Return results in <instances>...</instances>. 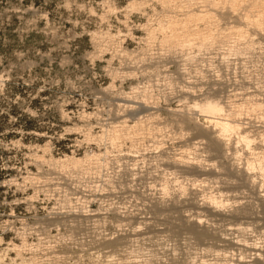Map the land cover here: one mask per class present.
Masks as SVG:
<instances>
[{
  "label": "rangeland",
  "instance_id": "obj_1",
  "mask_svg": "<svg viewBox=\"0 0 264 264\" xmlns=\"http://www.w3.org/2000/svg\"><path fill=\"white\" fill-rule=\"evenodd\" d=\"M133 1L142 0H0V264H255V250L219 246L213 234L264 250V170L251 172L255 187L240 171L264 150V107L243 111L252 150L233 130L228 159L173 115L209 93L264 105V31L213 6L222 10L211 12L217 28L248 26L244 45L253 40L238 56L218 49L192 62L144 29L186 6L174 1L165 12L144 0L132 9ZM98 31L115 40L96 47ZM139 119L140 134L127 141L102 137ZM88 154L109 162L86 175L60 165ZM176 157L201 162L206 174L172 167ZM221 195L224 215L209 213L203 203ZM196 224L203 237L190 231Z\"/></svg>",
  "mask_w": 264,
  "mask_h": 264
},
{
  "label": "bare ground",
  "instance_id": "obj_2",
  "mask_svg": "<svg viewBox=\"0 0 264 264\" xmlns=\"http://www.w3.org/2000/svg\"><path fill=\"white\" fill-rule=\"evenodd\" d=\"M159 1L164 6L165 12H166V9L168 11H172V8H173L172 2H174V1H175V5H177V7L184 8L186 6V8L182 9V10L180 9V12H182V13H176V14L168 16V17L165 16V18H163V19L161 18V20L159 19L156 26H152V25L151 26H148V25L144 26V29L146 30L147 35L149 36L148 38L153 39L154 42H155V40H158V42H160V46H163L161 48L169 47L170 50L174 49V48L175 49L181 48L182 51L186 55L182 54L183 52L180 51V52H182L181 54L184 56H187V54H188L189 57L188 56L187 57L191 61H192V59L194 60L196 57H198L199 54L200 55L204 54L203 51H208L206 53H210V52L213 53L212 51L216 52V50H218V49H221V50L224 49L225 52L223 50L222 53H224L225 55H232V54L234 55L235 54L238 56V55H240V53L243 54V52L246 51L244 49H248V46H250V44L248 42L253 40V39L249 38L251 40L247 42V46L244 45L246 40H247L246 38L248 37L247 36L248 32L246 31V29H249L248 26L245 29V28L239 27V25H237L238 27H235L236 25L233 26V24H232L231 26H233V27H230L229 24H228L229 26H226L227 25L226 24L224 28H222V27L220 28V24H221L220 23V24H218L219 28H217V24H215V23H218L216 19L219 16L217 18H213V19H215L216 22L214 20H211L212 17L214 16L211 13L212 10L215 9L214 7H216L217 9L222 8V10L226 9L225 15L221 14L220 16H223V17L225 16L226 19H230V21H232L231 19L238 20L241 23V24L239 23L240 25H242V24L245 25V24L249 23L250 26H251V24L255 25V27H256V28H254L255 30L257 28H259V29H261V31L262 30L264 31V0H199L202 4L201 7L204 9H200V7H199V9H197V7L199 6L198 5L199 2L193 3L192 0H189V4H186V5L183 4L184 2H182V0H159ZM143 4H144V0L133 1L130 3L129 7H131L132 9H141L143 7ZM195 4H197L198 6L193 7ZM217 9H215L216 14L218 12ZM241 9H243L245 13H241L240 12ZM222 10H221V12H219V14L222 13ZM219 14H217V15H219ZM223 14H224V12H223ZM219 19H221V18L219 17ZM222 19H225V18H222ZM213 21H214V23H213ZM235 23H237V22H235ZM221 26H222V24H221ZM92 35L93 36H91V37H92V39L95 40L96 47L98 45H99L98 47H100V45H102L101 42L102 41L105 42L106 38L107 39L109 38V41L113 40L115 38V35L111 34L110 32H101V31L99 32L98 31V32L93 33ZM250 35H252V33ZM102 39H104V40H102ZM151 39H150V41L152 42ZM151 42H150V44H151ZM242 45H244V46H242ZM170 50H168V51H170ZM164 51H166V50H164ZM177 52H178V50H177ZM174 54H175V52H174ZM226 57L227 56H225V58ZM190 60H186V61H190ZM184 62H185V60H184ZM149 91H150V89H149ZM149 91H148V93L146 92L144 94L148 95L151 92V91L150 92ZM141 92H145V91H141ZM142 96L145 97V95H143V93H142ZM146 98L149 99V97H147V96H146ZM146 98H144V99H146ZM144 99H142V101ZM199 100H200V98H199ZM199 100L198 101L197 100L192 101L194 103L192 106L189 107V109H188L189 113L187 112V114L186 113L180 114L179 112L173 111V115H175L179 118L178 120L180 121V123L186 124L187 126H189V128H191V130L192 129L197 130L198 132H200L201 134L206 136L208 138V141L210 142L208 144L211 145L209 147H211L215 151H217L219 153V155L221 156V158H224V159L229 158V154H230L229 151L232 150L230 148V147H232V146H230V142H231L230 139L232 136L229 137V135L231 134V132L233 130H238V131L241 130L242 131V133H240L241 135H239V137H241L246 142V145L248 144L249 149H250V147H251L250 146L251 145V136L246 134V131H245L244 127L242 126L243 123L241 122V118H242L241 116L244 114V112H243L244 110H248L250 108L255 109V108L264 107V105L262 104L263 102L261 103L260 101L254 100L253 98L244 99L245 101L243 103H238L235 100H228V102H224L218 96H216V94H212V93H209L208 95H206L201 101H199ZM148 102H146V103H148ZM138 105H140V104H138ZM120 106H122V105H120ZM131 106H129V107L131 108ZM145 106H146V104H145ZM227 107H229L230 109ZM191 110L195 111L194 113H196V114L192 113ZM252 111H254V110H252ZM197 113H199V115H203L205 117L204 123L199 122V120L195 116V115H197ZM148 114H151V113H148ZM246 115H248V114H246ZM171 120H172V118H171ZM142 125H143V122L140 119L137 122H135V124L133 126H130V127L126 125V126H122L123 128H121V127H119V125L118 126L115 125V127L112 130L110 129L111 130L110 132L108 130L109 133L104 132L102 137H108V139L111 141V143L116 145L118 143V141H120L122 139H125L127 137H132L133 135H136L138 132L140 134V132H141L140 130L142 129ZM177 126H179V125H177ZM180 126H182V125L180 124ZM146 127H147V124H146ZM146 127H144V128H146ZM142 133H144V132H142ZM263 137H261V138H263ZM131 139H133V138H131ZM125 140L127 141V139H125ZM128 140H129V138H128ZM252 141H254V140H252ZM131 142H133V140ZM131 144L133 145V143H131ZM248 146H247V149H248ZM261 149H263V148H261ZM250 150H252V149H250ZM254 154H256V153H254ZM256 155H258V157H256V160L253 161V160L249 159L248 163H246V164H248V167L246 166L247 167L246 169L243 168L244 170H240L245 175L246 184L248 183V185H250L251 187H255L257 185L255 178L252 179V176H251V172L254 170V168H256V169L258 168L261 172L264 170L263 169V167H264V150H262L260 154L257 153ZM99 157H101L99 154H93V155L88 154L86 157L84 156V158H76L75 156L68 157V158H66L67 160H65V159L62 160L64 162L60 163V165L61 164L63 165L62 168H64L65 165H66L65 168H68L67 165L69 167L71 166V168L74 170V172H76V173L82 172V173H85V175H86V173L90 172L93 169L92 167H95L93 165H96L97 163H99V161H101ZM240 157H241V155H240ZM237 158H235V159H237ZM230 160H232V159H230ZM230 160H228V161L230 162ZM239 160H241V159H239ZM46 161L48 162L49 159ZM103 161H104V159H103ZM55 162L57 163V160ZM108 162L109 161H107L106 164H105V162L104 163L100 162L99 164L102 166L104 164V166H106L108 164ZM168 162H170L172 167L180 168L181 170H183L184 173H190V174L193 173V174H198V175L206 174V172H205L206 169L204 168L205 166L199 161H197V162L194 161L192 163L191 162L186 163V161L184 162L182 160V158L179 159L178 157H176L172 161H168ZM54 163L52 162L49 165H52ZM101 163H103V164H101ZM232 165L235 166V163H232ZM98 167L99 166H97V168ZM65 168H64V170H65ZM67 171H68V169H67ZM97 171H98V169H97ZM94 172H95V169H94ZM194 180L197 181L198 179H194ZM163 185H165V184H163ZM165 187L167 188V185L164 186V188ZM262 187H263V185L260 186L261 191L258 193V199L261 202L262 206L264 207V187L263 188ZM166 188H165V190H167ZM183 188H182V190L185 191ZM182 190H180V191H182ZM182 193H184V192H182ZM220 198H222V195L221 196H210L209 198H207V201H205V202L203 201L204 202L203 203L204 208L207 209V211H209V213H211V214L223 216L224 214H223L221 209L223 208L222 206L224 205L223 204L224 200H222ZM195 204H197V203H195ZM198 205H201V204H198ZM244 213H246V212H244ZM239 215H241V214H239ZM241 217H240V219H241ZM247 218H249V217H247ZM198 223L201 224V220H198ZM198 226H199V224H196L194 226H190V231L200 238V237H203V233L198 231V229H197ZM237 229L240 230L241 227H239ZM213 235H214V240H216V243H220V244H217L219 246L221 245L224 247H228V249H230L231 247H233V248L237 247V249L239 248L240 250H245L244 249V247H245L246 249L255 250V253H254V255L256 256L255 264H264V262L261 260V257L264 255V250H257L253 245L247 246L245 244H242L239 239L235 240L232 238H227L226 236L225 237L220 236L219 234H213ZM131 240H133V239H131ZM13 246H15L16 248L18 247L17 245H13ZM221 250H223V249H220L219 251H221ZM225 251H227V250H225ZM258 251H260V252H258ZM22 262H23V264H32L31 257L29 259L22 258ZM202 262L204 263V262H206V260H202ZM240 264H246V263L241 260Z\"/></svg>",
  "mask_w": 264,
  "mask_h": 264
}]
</instances>
